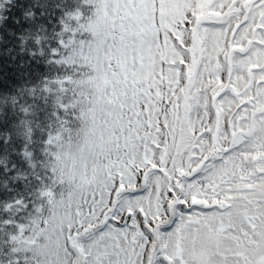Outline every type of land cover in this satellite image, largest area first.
<instances>
[{
	"label": "snow or ice",
	"instance_id": "1",
	"mask_svg": "<svg viewBox=\"0 0 264 264\" xmlns=\"http://www.w3.org/2000/svg\"><path fill=\"white\" fill-rule=\"evenodd\" d=\"M0 264H264V0H0Z\"/></svg>",
	"mask_w": 264,
	"mask_h": 264
}]
</instances>
